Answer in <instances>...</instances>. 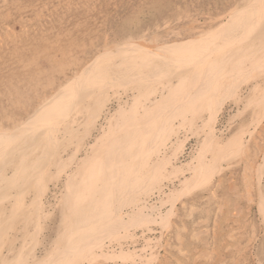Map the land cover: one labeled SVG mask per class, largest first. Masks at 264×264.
Wrapping results in <instances>:
<instances>
[{
  "label": "bare ground",
  "instance_id": "6f19581e",
  "mask_svg": "<svg viewBox=\"0 0 264 264\" xmlns=\"http://www.w3.org/2000/svg\"><path fill=\"white\" fill-rule=\"evenodd\" d=\"M237 3L204 22L164 20L132 41L106 42L51 97L0 129V264H91L108 251L115 259L111 250L129 240L144 257L153 225L166 224L163 209L176 205V186L210 177L247 148L242 136L258 119L229 137L218 127L225 100L239 108L264 101V0ZM192 138L193 151L178 148ZM186 156L190 167L178 174ZM259 209L264 215V199ZM54 212L58 230L46 242Z\"/></svg>",
  "mask_w": 264,
  "mask_h": 264
},
{
  "label": "rangeland",
  "instance_id": "374dc122",
  "mask_svg": "<svg viewBox=\"0 0 264 264\" xmlns=\"http://www.w3.org/2000/svg\"><path fill=\"white\" fill-rule=\"evenodd\" d=\"M238 1L0 0V129L21 121L51 97L106 42L132 41L143 28L164 20L179 28L191 18L204 22L233 10ZM255 101L250 104L256 107ZM225 102L228 101H224L218 122L219 129H227L225 137L234 132L243 134L242 130L255 119L260 121L257 129L240 135L244 139L240 149L247 148H237L244 151L241 154L235 150L232 156L236 158L229 160L231 165L222 161L225 167L211 178L207 174L199 177L200 181L196 178L184 187L176 186L170 195V204L175 203V207L163 209L172 217L167 216V225H153L157 228L152 232V250L145 254L147 260L138 255L141 264H264V215L259 209V200L264 199V101L257 109L250 105L246 110ZM194 139L183 141L178 148L187 147L186 153L193 151ZM190 159L191 156L180 157L175 166L178 174L184 168L187 171ZM59 221L54 212L47 223L45 239L55 236ZM129 241H124L129 244L119 248L121 252L114 250L116 255L111 250L112 258L125 255L121 259H111L108 251V256L91 264H140L139 257L129 251L133 249Z\"/></svg>",
  "mask_w": 264,
  "mask_h": 264
}]
</instances>
